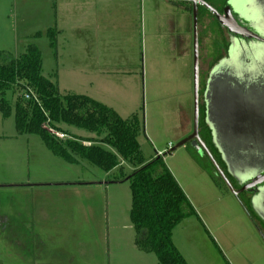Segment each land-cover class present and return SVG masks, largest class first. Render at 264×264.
<instances>
[{
	"label": "rangeland",
	"instance_id": "374dc122",
	"mask_svg": "<svg viewBox=\"0 0 264 264\" xmlns=\"http://www.w3.org/2000/svg\"><path fill=\"white\" fill-rule=\"evenodd\" d=\"M220 1L206 0L213 9ZM33 2L0 0V62L33 45L40 54L41 76L60 94L86 96L121 119L134 113L142 119L145 135L138 143L143 157L162 151L165 167L195 213L171 235L186 264H264V221L250 210L245 193L234 196L239 188L210 166L200 143L176 146L181 109L186 100L191 104L192 87L184 78L180 49L179 32L185 26L175 8L158 0L147 15L144 5L130 12L106 1L83 6L82 13L78 4L65 22L64 5L57 4L54 29L61 35L52 51L46 37L30 34L36 20ZM203 12L199 9L196 19L199 98L203 78L227 42L211 14ZM168 14L172 28L167 27ZM58 128L71 137L97 139L73 126ZM166 142L174 148L169 154ZM120 166L127 175L130 167ZM117 176V168L103 173L86 162L66 164L37 136L17 135L12 115L0 117V264H157L153 255L134 246L129 191L125 182L111 183Z\"/></svg>",
	"mask_w": 264,
	"mask_h": 264
},
{
	"label": "trees",
	"instance_id": "16d2710c",
	"mask_svg": "<svg viewBox=\"0 0 264 264\" xmlns=\"http://www.w3.org/2000/svg\"><path fill=\"white\" fill-rule=\"evenodd\" d=\"M201 11L205 9L202 7ZM55 37V30L46 34L48 48L52 51L55 50ZM227 45L226 42V48ZM198 101V137L228 184L233 188V182L236 187L212 147L204 123V105L200 98ZM10 115L17 135L37 136L52 156L66 164L86 162L103 173L117 168L118 176L111 183L127 184L128 217L135 235L134 246L153 255L157 264H186L172 245L171 233L183 219L195 213L165 167L163 157H143L138 138L144 137V128L142 119L135 113L121 119L111 108L86 96L60 94L55 84L41 76L40 54L29 45L17 58L0 62V117L6 119ZM60 124L93 133L97 139L71 137L58 128ZM49 131L67 138L58 139ZM121 162L130 167L127 175L123 174ZM204 168L208 170V167Z\"/></svg>",
	"mask_w": 264,
	"mask_h": 264
},
{
	"label": "water",
	"instance_id": "95a60500",
	"mask_svg": "<svg viewBox=\"0 0 264 264\" xmlns=\"http://www.w3.org/2000/svg\"><path fill=\"white\" fill-rule=\"evenodd\" d=\"M175 1L192 4V131L176 146L180 147L192 140V144L200 143L214 169L223 177L197 134L199 102L195 8V4H197L208 10L213 19L227 31L230 42L226 58L211 69L206 80L205 90L202 94L205 119L210 125L212 141L220 154L226 172L239 187L237 192L233 193L234 196L240 192L251 193L252 209L264 221V143L261 145L251 144L248 140L255 141L258 138V133L252 127L256 122L247 118L245 114L237 115V113L231 119L232 129L221 133L219 128L220 125L225 127V120L222 119L219 111H222L225 105L227 106L228 99L234 109L237 106L243 108V106L241 107L243 102L246 106V101L250 98L264 96V72H261V70L264 71V28L256 23L261 29L258 30L255 23H250L248 24L250 30L247 31L242 24H237L234 17L231 16L232 8H235L233 12L236 13L237 19H244L242 7L237 0L229 1L223 11V16L216 13L202 0ZM242 34L245 35L241 36ZM260 76H263V79L260 80ZM214 107L216 113L215 110L213 112ZM218 116L221 118L219 121L217 120ZM241 140L247 141V143L242 145ZM236 141H238L237 144Z\"/></svg>",
	"mask_w": 264,
	"mask_h": 264
},
{
	"label": "crops",
	"instance_id": "0c3cea01",
	"mask_svg": "<svg viewBox=\"0 0 264 264\" xmlns=\"http://www.w3.org/2000/svg\"><path fill=\"white\" fill-rule=\"evenodd\" d=\"M25 1H28V0H25ZM101 1H103L102 4H99V2H100L99 0H64L63 3L61 1L58 2V0H34V2L31 5V7L35 10V12L33 11V13L36 16V20L33 23L34 25L31 26L32 32L30 34L34 38H36V37H46V34H47V32L49 30H55L54 28L57 25V20H56V17H55V13H56L55 12V6L57 4L58 5L59 4L60 5H62V4L64 5V9H65L64 20H65V22H67L69 17L74 15L73 6L74 5H78V4L81 5V10L80 11L82 13L84 12L83 6H88V5L96 6V5L99 4L98 5V7H99V6L103 5L106 1H108V2L113 1V3L115 5H125V7L130 12H133L131 10H133L136 7V5H139L141 7H142V5H144L146 14L147 15H151V13H150L151 6L152 5L157 6V3H158V0H101ZM159 1H162L163 3H166L165 7H169V4L172 5L175 8V10H176L177 18L181 17V21L180 22H181V24H184V26H185L183 31L179 32L180 43H181V48L180 49H181L182 61H184V69H185L184 78L186 80V83H188V84L191 81V87H192V74H191V72H192V44H191V42H192V34H191V29H192V17H191V15H192V4L190 2L175 1V0H159ZM97 10H98V8H97ZM205 12H207V11L205 10L203 13L206 14ZM92 15L94 17L98 16L100 18L102 13H94ZM196 15H197V9H196ZM196 19H197V16H196ZM165 20L167 22V27L172 28L173 27L172 17H170V15L168 14L167 17H165ZM42 23H46V25H44V27H41ZM55 32H56V38L60 37V35H61L60 30H55ZM76 34H77V32H75V35ZM79 34H80V38H82L81 32ZM84 34L87 35V30L86 29H82V35H84ZM47 44H48V42H47ZM47 48H48V45H47ZM197 50H198V48H197ZM93 67L94 66L91 65L90 69H92ZM199 68H200V65H199V62H198V70H199ZM85 69L89 70V68H85ZM56 76H57V74L55 72V77ZM181 111H182V113H181V124L182 125H181V129H180V131H181L180 137H179L180 141H182L185 138H187L191 134L190 132L192 131V101H191V104H189L187 106V100H186V103L184 104V106L181 109ZM188 111H191L189 113V115H188ZM188 127H189V129L191 128V130L188 131L187 130ZM192 141H187L182 146H185L186 144H192ZM194 142H195V140H194ZM168 143L169 142H166V144H168ZM195 143H197V142H195ZM85 144H87V143H85ZM152 151L154 152V151H157V150H153L152 149ZM157 152H160V151H157ZM163 162H164V160H163ZM175 182L177 183L178 187L181 189V187H180L179 183L176 181V179H175ZM171 235H172V233H171ZM172 245H173V243H172ZM178 254H179V252H178Z\"/></svg>",
	"mask_w": 264,
	"mask_h": 264
},
{
	"label": "flooded vegetation",
	"instance_id": "af4514ba",
	"mask_svg": "<svg viewBox=\"0 0 264 264\" xmlns=\"http://www.w3.org/2000/svg\"><path fill=\"white\" fill-rule=\"evenodd\" d=\"M202 1L206 5L211 7V5L208 2H206V0H202ZM229 1L230 0H222V1H220V3H221L220 7L218 9L214 8V11H216V13H218V14L223 16V11L226 8V5H228ZM237 2L242 7V12L244 14L243 18L244 19L243 20L237 19L236 13L233 12L235 10V8L234 9L232 8V12H231L232 15L231 16H232V18L234 17V19L236 20L238 25L242 24L244 26V29H246L247 31L250 30L248 24H250L251 22L255 23V24L258 23L259 26L264 28V0H237ZM195 5H196L195 7L197 9V12H198L199 9L202 10L203 6H200V5H197V4H195ZM211 8L213 9V7H211ZM206 11L209 12L208 10H206ZM215 23H217V22L215 21ZM258 24H256L257 28H258V30H261V29H259ZM217 26L227 36V31L224 28H222L218 23H217ZM244 35L242 34L241 36H244ZM227 44L228 45H227V48H226L225 55H223V56L221 55L222 56L221 59H218L214 65L212 64L213 66H211V68L208 70L206 76L203 78L201 94H203V92L205 90L206 80L208 78V75H209L211 69L215 65H217L219 61H221L222 59H225L226 56H227V52H228V50L230 48V42L228 40V37H227ZM261 72H264V71L261 70ZM261 72H260V75L262 74ZM259 78L261 80V79H263V76H260ZM200 100H202V96L200 97ZM244 105H245V102H243V105L241 104V107L243 106V108H239L238 106L237 107L234 106L235 108L233 109L232 104H231L230 100L228 99L227 106L225 105V108H223L222 111H219L220 116L222 117V119L225 120V124H224L225 127H223V125H222V127H221V125L219 127L220 128V132L221 133H225V131H228L227 128H229V130L232 129L231 119L237 113H238L237 115L245 114L247 118H249L250 120L256 122V124L253 125L252 127H253V130L258 133V136H257L258 138L255 141H253V139H251V140L248 139L249 143H251V144L252 143H257V145H261V144L264 143L263 142V140H264L263 139L264 138V96L257 97V98H250L249 100L246 101V106H244ZM214 110H215V113H216L215 107L213 109V112H214ZM223 115H224V117H223ZM220 116H218V118H217L218 121H219ZM204 123H205V127L208 129V131L210 133V136H211L210 125H208V123L206 122V119H205V108H204ZM237 143H238V141H236V144ZM245 143H247V141L241 140V144L242 145H244ZM211 144H212V147L215 149V152L218 154V156H219L218 158H220V154H219L214 142L212 141V136H211ZM220 160H221V158H220ZM209 162H210V160H209ZM237 187H238V185H237ZM245 195L247 196V199H248L249 208H250L251 211H253L252 206H251V197H252V195H251V193H246Z\"/></svg>",
	"mask_w": 264,
	"mask_h": 264
},
{
	"label": "built area",
	"instance_id": "2783aa9c",
	"mask_svg": "<svg viewBox=\"0 0 264 264\" xmlns=\"http://www.w3.org/2000/svg\"><path fill=\"white\" fill-rule=\"evenodd\" d=\"M26 98H27V97L25 96V99H26ZM42 128H44V127H42ZM167 149H168V150H167V153L171 151V145H170V144H168ZM154 156L162 157V156H163L162 151H160V152H155ZM162 160H163V158H162Z\"/></svg>",
	"mask_w": 264,
	"mask_h": 264
}]
</instances>
